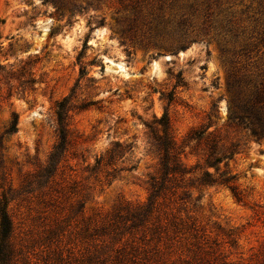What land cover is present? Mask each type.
Wrapping results in <instances>:
<instances>
[{"label":"rangeland","instance_id":"rangeland-1","mask_svg":"<svg viewBox=\"0 0 264 264\" xmlns=\"http://www.w3.org/2000/svg\"><path fill=\"white\" fill-rule=\"evenodd\" d=\"M0 43V199L10 201L13 243L27 264H83L93 249L84 225L147 201L158 158L145 124L164 115L185 166L203 167L196 176L209 134L234 152L220 168L236 176L245 202L202 188L194 216L221 245L219 264L261 263L264 137L229 126L228 84L244 102L264 85V0H0ZM77 84L73 103L90 108L71 121L76 142L58 175L38 187L57 142L54 105ZM13 113L18 131L6 135ZM192 132L205 133L201 144L187 139ZM114 142L133 145L135 170L111 181L87 172ZM78 201L83 212L71 216ZM67 217L65 232L49 238Z\"/></svg>","mask_w":264,"mask_h":264},{"label":"trees","instance_id":"trees-1","mask_svg":"<svg viewBox=\"0 0 264 264\" xmlns=\"http://www.w3.org/2000/svg\"><path fill=\"white\" fill-rule=\"evenodd\" d=\"M1 50L0 43V68ZM77 87L78 84L54 105L57 142L45 166L34 176L38 187L46 186L58 175L76 142L71 121L74 115L90 108L86 101L79 105L73 103ZM257 91L254 101L244 102L240 92L234 90L229 82V126L250 129L253 137L261 139L264 137V85ZM18 121V115L13 113L6 135L17 133ZM145 126L151 151L158 158L157 169L148 179L147 201L121 204L102 226L84 225L80 230L81 237L91 240L93 249L88 251L83 264H219L221 245L217 240L212 242L213 238L194 216L201 198L193 199V196L202 188L223 187L231 192L237 203L245 202L236 176L220 168L224 160L232 159L234 152L227 153L213 134H209L206 140L203 137L205 133L189 134L188 140L198 144L204 140L206 143L204 171L198 177L196 172L200 165L189 169L183 163L182 151L167 115L160 119L154 117ZM133 149V145L114 142L96 157L93 165L88 164L85 169L91 175H105L107 181L116 179L121 172L135 170L136 166L130 163ZM210 169L215 172H210ZM9 204L6 196L0 199V264H27L22 251L17 250L13 243L14 224ZM83 208L84 202L78 201L71 208V216L82 213ZM70 218L58 220L50 230L49 238L64 233V224ZM173 256L177 259L170 260ZM53 259L64 261L61 254ZM260 264H264V258Z\"/></svg>","mask_w":264,"mask_h":264}]
</instances>
